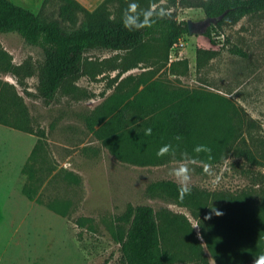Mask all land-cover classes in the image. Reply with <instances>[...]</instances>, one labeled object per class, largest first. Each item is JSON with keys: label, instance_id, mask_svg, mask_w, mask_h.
Segmentation results:
<instances>
[{"label": "rangeland", "instance_id": "rangeland-1", "mask_svg": "<svg viewBox=\"0 0 264 264\" xmlns=\"http://www.w3.org/2000/svg\"><path fill=\"white\" fill-rule=\"evenodd\" d=\"M11 1L45 20L60 19L56 0L44 7L43 0ZM166 10L193 27L184 45L149 41L143 52H88L82 75L67 80L51 102L38 90L43 50L18 33H0V264H121L117 218L129 205L154 208L172 264H264L236 237L242 223L264 229V11L219 26L220 18L203 8ZM85 22L80 16L75 25L62 24ZM209 26L215 43L205 35ZM235 45L247 56L232 53ZM198 49L217 54L198 60ZM152 78L229 100L235 137L221 161L205 164L178 152L165 154L163 163L133 164L91 133L88 120L98 110ZM182 166L190 194L151 189L163 180L181 187L175 171Z\"/></svg>", "mask_w": 264, "mask_h": 264}, {"label": "trees", "instance_id": "trees-1", "mask_svg": "<svg viewBox=\"0 0 264 264\" xmlns=\"http://www.w3.org/2000/svg\"><path fill=\"white\" fill-rule=\"evenodd\" d=\"M52 1L43 0L42 7ZM56 1L59 2L60 19L45 20L33 10L11 0H0V33H18L27 43L43 50L44 62L38 69V90L47 102L55 99L67 80L82 75L84 57L88 52H143L149 48V41H158L166 49H171L190 34V28L187 21L177 19L176 12L166 10L170 7L203 8L207 17L220 18L219 26L234 24L247 15L264 11V0H166V4L153 9L152 4L160 0H105L94 11H89L77 0ZM135 3L137 6L141 3L142 7L140 4L137 7ZM109 4H114V12L108 10ZM161 10L166 12L163 17L159 15ZM80 16L86 20L83 27L67 29L62 24L69 22L75 25ZM212 29L207 27L205 35L215 43ZM231 51L247 56L236 45ZM5 53V50L0 49L1 55ZM203 53L210 56L217 54L213 50L205 52L198 49V60ZM228 105L229 100L219 94L196 90H182L180 94H175L158 87V82L154 81L139 92L137 86L135 90L121 96L110 108V119L95 133L105 139V144L117 158L133 164L163 163L165 155L158 156L157 152L169 144L172 147L167 155L186 152L205 164H215L231 151L235 137V127L226 110L230 109ZM142 107V115L130 118L133 111ZM90 128L94 130L93 124ZM198 145L205 150L197 153L195 148ZM241 151L250 161H257L252 152ZM150 187L171 189L181 196L180 186L174 182L158 181ZM25 192L29 199H34L31 190L25 189ZM262 230L242 223L236 231V237L239 245L264 262ZM116 238L122 244L121 264L173 263L172 252L162 247L160 227L155 210L150 205H129L117 218Z\"/></svg>", "mask_w": 264, "mask_h": 264}, {"label": "crops", "instance_id": "crops-1", "mask_svg": "<svg viewBox=\"0 0 264 264\" xmlns=\"http://www.w3.org/2000/svg\"><path fill=\"white\" fill-rule=\"evenodd\" d=\"M79 1L83 6H85L89 11H94L96 10L105 0H77ZM166 0H160L159 2L153 4V8H155L158 4H166ZM178 8H194V7H181L179 6ZM191 31V30H190ZM151 42V41H150ZM152 43V42H151ZM172 62H170V64H168L169 66L171 65ZM165 69V68H164ZM181 77H183V75H180ZM186 76V75H184ZM158 78V77H157ZM157 78H152L148 81L141 79V82L139 84L136 85V87L134 88V90L137 88L138 86V92L141 91L147 84L157 81L158 82V87H164L167 89L168 92L171 93H175V94H180L182 89L178 88V87H166L164 84L160 83L159 79ZM140 81V80H139ZM134 97V96H133ZM131 97V98H133ZM120 96L118 98H115L113 102H111V104H108L107 106H104L101 110H98L94 116L92 118H90L88 120V128L91 131V133L102 143L105 144L104 142V138H102L101 136H98L95 132L97 130H99L105 123H107V121L110 119V117L112 116V114H108L110 111L111 106H113L117 101L120 100ZM144 107L140 108L139 110H135L133 111V113L137 116V115H142ZM108 114V115H107ZM104 119H102L104 116H106ZM91 124H93V128L94 130H92L90 128ZM106 145V144H105ZM107 146V145H106ZM108 147V146H107ZM115 155V154H114ZM116 156V155H115ZM119 159V158H118ZM121 160V159H119ZM123 161V160H122Z\"/></svg>", "mask_w": 264, "mask_h": 264}, {"label": "clouds", "instance_id": "clouds-1", "mask_svg": "<svg viewBox=\"0 0 264 264\" xmlns=\"http://www.w3.org/2000/svg\"><path fill=\"white\" fill-rule=\"evenodd\" d=\"M159 15L161 16V17H163L164 15H166V12L164 11V10H161L160 11V13H159ZM151 133V130L149 129L148 130V134H150ZM176 139L177 140H179L180 139V137L179 136H177L176 137ZM171 145L169 144V145H165L164 147H162L158 152H157V155L158 156H163V155H165L166 153H168L169 152V150L171 149ZM203 150H205L204 148H203V146H197L196 148H195V151L197 152V153H199V152H201V151H203ZM205 171H207V168H205ZM175 174L178 176V177H180L181 179H182V181H183V183L181 184V187H180V192H181V198L183 199V197L186 195V194H190V192H191V188L188 186V184H187V181L189 180V170L186 168V167H184V166H182L180 169H178V170H176L175 171ZM213 211L215 212V214L216 215H221L222 213L220 212V210H218V209H213Z\"/></svg>", "mask_w": 264, "mask_h": 264}, {"label": "built area", "instance_id": "built-area-1", "mask_svg": "<svg viewBox=\"0 0 264 264\" xmlns=\"http://www.w3.org/2000/svg\"><path fill=\"white\" fill-rule=\"evenodd\" d=\"M182 45H184V42L183 41H179L178 43L173 45L172 49H174V48H176L178 46H182Z\"/></svg>", "mask_w": 264, "mask_h": 264}, {"label": "water", "instance_id": "water-1", "mask_svg": "<svg viewBox=\"0 0 264 264\" xmlns=\"http://www.w3.org/2000/svg\"><path fill=\"white\" fill-rule=\"evenodd\" d=\"M189 28H190V30H192L193 29V27L189 24Z\"/></svg>", "mask_w": 264, "mask_h": 264}]
</instances>
